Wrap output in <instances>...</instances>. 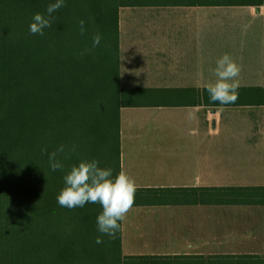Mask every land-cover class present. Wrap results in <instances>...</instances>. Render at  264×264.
I'll list each match as a JSON object with an SVG mask.
<instances>
[{
  "label": "crops",
  "instance_id": "0c3cea01",
  "mask_svg": "<svg viewBox=\"0 0 264 264\" xmlns=\"http://www.w3.org/2000/svg\"><path fill=\"white\" fill-rule=\"evenodd\" d=\"M119 3L121 172L136 191L157 192L134 199L123 255L264 264V205L217 204L192 192L264 188V3ZM226 53L240 68L238 98L220 105L206 87ZM242 257L252 262L230 260Z\"/></svg>",
  "mask_w": 264,
  "mask_h": 264
},
{
  "label": "trees",
  "instance_id": "16d2710c",
  "mask_svg": "<svg viewBox=\"0 0 264 264\" xmlns=\"http://www.w3.org/2000/svg\"><path fill=\"white\" fill-rule=\"evenodd\" d=\"M55 2L0 0V264H164L125 257L122 225L114 238L98 231L101 205L68 209L57 203L64 176L82 161L111 169L113 179L121 173V91L119 0H65L51 28L30 35L33 15L47 17ZM255 3L264 0H200L201 6ZM97 33L102 39L93 48ZM61 146L63 168L53 172L41 150ZM192 192L217 204L264 205V188ZM154 193L135 191L134 199Z\"/></svg>",
  "mask_w": 264,
  "mask_h": 264
},
{
  "label": "clouds",
  "instance_id": "9594fccd",
  "mask_svg": "<svg viewBox=\"0 0 264 264\" xmlns=\"http://www.w3.org/2000/svg\"><path fill=\"white\" fill-rule=\"evenodd\" d=\"M64 4L65 0H56L55 3L49 4L46 9L47 17L41 13L34 14L29 25L30 35L43 36L44 29L52 26V14L62 8ZM79 29L80 34L84 35L85 21H79ZM101 39L99 33L94 35L92 47H98ZM212 72L216 81L209 83L206 87L210 101L219 102L220 105L234 103L238 98L239 66L226 53L216 61V67ZM41 151L42 154L48 155L51 171L55 172L63 168V164L57 159V156L58 153L64 152V146L51 153H48L46 148ZM112 175L111 169H101L95 160L80 162L64 176L66 187L58 194L57 203L68 209L82 208L87 203L101 205L102 212L97 217L98 231L102 235L114 238L132 209L136 187L135 181L124 172L114 179ZM95 242L101 244L103 240L97 237Z\"/></svg>",
  "mask_w": 264,
  "mask_h": 264
}]
</instances>
